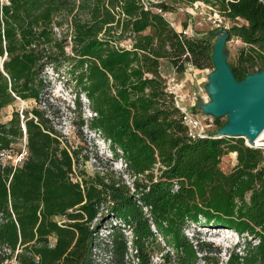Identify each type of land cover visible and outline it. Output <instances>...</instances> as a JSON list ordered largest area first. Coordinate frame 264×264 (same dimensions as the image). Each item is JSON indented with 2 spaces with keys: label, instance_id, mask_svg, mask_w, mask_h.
<instances>
[{
  "label": "trees",
  "instance_id": "trees-1",
  "mask_svg": "<svg viewBox=\"0 0 264 264\" xmlns=\"http://www.w3.org/2000/svg\"><path fill=\"white\" fill-rule=\"evenodd\" d=\"M175 1H201L230 21L229 40L245 45L229 62L238 81L262 70L264 0ZM156 7L170 10L143 0H0V114L17 100L41 103L46 68L70 69L92 113L81 126L109 143L134 188L113 173L80 169L81 151L44 109L14 112L0 124V154L24 137L26 153L17 165L0 161V264H99L103 215L115 220L102 243L108 264H134L130 255L152 264L155 253L161 264H221L211 255L219 250L186 236L190 225L237 235L223 264H264V151L241 138L189 137L161 61L178 76L190 66L213 70L216 37L178 32ZM64 25L71 54L55 32ZM214 123L216 131L225 124ZM230 153L237 165L226 173Z\"/></svg>",
  "mask_w": 264,
  "mask_h": 264
},
{
  "label": "rangeland",
  "instance_id": "rangeland-1",
  "mask_svg": "<svg viewBox=\"0 0 264 264\" xmlns=\"http://www.w3.org/2000/svg\"><path fill=\"white\" fill-rule=\"evenodd\" d=\"M148 2L154 3V5H166L170 10L166 18L170 24L178 32H185L188 36L203 38L207 37L208 34H214L215 32L224 27H230V21L223 23H214L212 19L211 11L206 9L205 6H199L194 8L193 11L189 10V5L181 4L175 0H147ZM5 2V1H4ZM203 12L201 14L200 12ZM240 23H243L242 21ZM59 39H66V51L71 54V37L72 30L68 26L64 25L62 30H55ZM216 37V36H215ZM216 39H214L215 42ZM125 43V42H124ZM124 45H128L125 43ZM245 47L239 39H232L226 44V52L228 54V62H235L240 51ZM161 69L164 76L169 80L175 78L176 83L179 87L178 93L185 96L188 99L184 105L189 107L191 98H196V110L195 111L200 117H207L202 112L198 103H207L210 99L206 92V85L208 77L212 72L211 69L198 70L192 66L188 67L187 71L183 75H177L173 67L166 60L161 61ZM45 76V92L40 104L34 101H22L17 100L14 105L4 108L0 114V124L8 123L14 112L18 111L22 113L24 110H31L33 107L38 106L46 111L47 116L52 120L55 128L61 135H63L68 142V145L72 149H79L81 151V163L79 164L80 169L84 170L88 176H95L97 174H108L113 173L116 178L121 177L126 185L130 187V190L134 192L133 179L125 172V165L120 159L114 157L113 151L109 147V143L105 142L97 133L92 131L87 124L81 126V120L87 121L91 119L92 113L90 112L88 105L89 102L84 95L79 92V87L76 84V79L71 70L62 67L61 72L58 74L48 67L44 70ZM78 99L82 103V110L78 108ZM75 108L77 110L75 111ZM22 118V116H21ZM224 123L225 118L221 119ZM245 144L247 141L244 139ZM264 142V141H263ZM10 149L4 150L0 154V161L4 163L17 165L21 163L23 156L26 153V139L25 137L21 140H17L13 143ZM264 151V148L261 147ZM237 165V154L230 153L223 157L221 168L224 172H231ZM115 220L112 216L103 215L99 218L98 232V248L96 250L99 264H108L110 262L109 255L103 251V240H107L109 233L112 232ZM200 230L201 233H196ZM186 236L196 243L208 242L214 249L220 251V254H211L213 257L219 258L221 264L225 263L229 251L235 247L237 242V235L227 229H217L214 227H201L199 229L196 226L190 225L185 231ZM126 235L130 241L132 240L131 233L126 231ZM161 241V240H159ZM239 241L243 244V238L239 237ZM255 243L254 240H252ZM164 247V243L161 242ZM131 247V246H130ZM243 245L237 249V252L243 254ZM168 251V249L166 248ZM227 250V253L225 254ZM130 253L133 254L130 248ZM130 260H134V264H138L137 260L129 256ZM160 253H155L152 257V264H161ZM5 264H13L11 261ZM200 264H203L200 261Z\"/></svg>",
  "mask_w": 264,
  "mask_h": 264
},
{
  "label": "water",
  "instance_id": "water-1",
  "mask_svg": "<svg viewBox=\"0 0 264 264\" xmlns=\"http://www.w3.org/2000/svg\"><path fill=\"white\" fill-rule=\"evenodd\" d=\"M215 36L214 69L205 88L210 99L207 103H198V107L208 117L226 119L217 136L245 139L247 146L257 148L255 141L264 132V67L238 81L228 62L227 30H218Z\"/></svg>",
  "mask_w": 264,
  "mask_h": 264
},
{
  "label": "built area",
  "instance_id": "built-area-1",
  "mask_svg": "<svg viewBox=\"0 0 264 264\" xmlns=\"http://www.w3.org/2000/svg\"><path fill=\"white\" fill-rule=\"evenodd\" d=\"M4 1L6 2V0H2V2ZM143 3L145 7L147 8V4H149L150 2H148L147 0H143ZM152 3L154 2L152 1ZM199 6H205L206 9L211 11V15H212V19L214 20V23L218 22V23L224 24L225 19L221 16L219 11L213 8L212 6L207 5L201 1H197L194 4L190 5L189 10L193 11L194 13L195 11L194 8L195 9L199 8ZM156 11L160 14H163L165 17L168 14V12L163 11L162 8L160 7H156ZM200 13L203 14L202 11ZM55 30H58V29L55 28ZM175 80H176L175 78H171V80L168 81V87H169V90L173 92L175 95L176 106L180 109L183 115L182 119L188 129L189 137L192 138L193 140L213 139L215 137H219L216 134L217 131H216V125L214 123V118H211L208 116L202 118L195 112L194 109L197 104L196 98L194 99L191 98L189 107H186L184 105L186 102H188V99L185 96H182L178 93L179 86L175 84L176 83ZM257 148H261V147H257ZM262 148H264V146H262Z\"/></svg>",
  "mask_w": 264,
  "mask_h": 264
},
{
  "label": "bare ground",
  "instance_id": "bare-ground-1",
  "mask_svg": "<svg viewBox=\"0 0 264 264\" xmlns=\"http://www.w3.org/2000/svg\"><path fill=\"white\" fill-rule=\"evenodd\" d=\"M264 132L262 133V135L259 137V139H257L256 141H255V146H257V147H262V146H264Z\"/></svg>",
  "mask_w": 264,
  "mask_h": 264
}]
</instances>
